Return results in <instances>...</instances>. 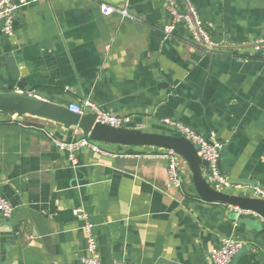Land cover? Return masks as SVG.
<instances>
[{
    "label": "crops",
    "instance_id": "obj_1",
    "mask_svg": "<svg viewBox=\"0 0 264 264\" xmlns=\"http://www.w3.org/2000/svg\"><path fill=\"white\" fill-rule=\"evenodd\" d=\"M173 1L186 12L184 0ZM186 1L214 44L264 41V0ZM11 2L18 6L12 36L0 26V91H18L15 66L31 94L55 105L88 100L146 133L179 136L163 120L213 133L221 173L240 186L220 191L264 190L261 50L208 53L181 21L165 37L163 0ZM101 4L126 5L129 17L103 16ZM53 137L82 138L74 129ZM96 145L101 153L83 148L71 161L48 130L0 117V198L12 207L0 216V264H83L77 208L92 225L99 264H207L225 237L243 243L230 264H264L263 223L199 200L187 167L175 188L160 149Z\"/></svg>",
    "mask_w": 264,
    "mask_h": 264
},
{
    "label": "built area",
    "instance_id": "obj_2",
    "mask_svg": "<svg viewBox=\"0 0 264 264\" xmlns=\"http://www.w3.org/2000/svg\"><path fill=\"white\" fill-rule=\"evenodd\" d=\"M163 2L170 17V22L162 28V33L165 37L170 36L175 29V25L181 21L197 45L202 46L208 53L214 51V47L217 45L210 40L208 34L195 17L192 7L187 3L186 0H184L186 4L185 13H180L177 11L173 0H163ZM17 8L18 6L13 5L11 0H0V26L6 36L10 37L13 34V18L14 12ZM99 11L103 16H110L113 13H116L122 18L129 17L126 5L123 8L115 9L101 4L99 5ZM255 50H261V52L264 53V46L255 47ZM67 109L68 111L78 115L85 114L86 112L94 113L96 123L112 128H127L128 124L130 123L129 117H117L110 112H104L100 110L94 103L88 100L83 101L81 105H69ZM7 120L14 119L10 118ZM163 123L174 128L179 136L189 140L195 146L197 155L202 161L207 163L208 168L205 178L214 189L220 191L222 189L228 188H240L239 185L231 183L220 171L219 159L222 145L215 139L213 133L208 137H203L192 129L176 122L163 120ZM49 138L58 150L67 154L71 161L74 159V153L83 148L88 149L93 153H101L100 149L96 145V142L90 141L86 138L74 139L71 141H61L55 139L51 134H49ZM156 156L166 161L167 173L171 185L175 188H181L182 175L187 167L186 163L172 151L161 150L156 154ZM216 186L222 187V189H219ZM248 189H253V196L255 198L264 200V190L259 187H248ZM227 209L230 212H234L237 216L243 214H252L256 216L264 225V219L251 211L242 210L238 207L232 206H227ZM11 213L12 207L10 204L6 200L0 198V216L3 218H8L10 217ZM73 213L76 219L83 222L82 230L85 234L87 256L82 257L80 261L83 264H99L96 257V245L91 232L92 225L89 223L86 213L82 209L78 208L74 209ZM242 244L243 243L241 241L231 237L222 238L220 241V246L211 250L208 258L209 262L207 264H230L231 259L241 249ZM113 264L125 263L116 262Z\"/></svg>",
    "mask_w": 264,
    "mask_h": 264
},
{
    "label": "water",
    "instance_id": "obj_3",
    "mask_svg": "<svg viewBox=\"0 0 264 264\" xmlns=\"http://www.w3.org/2000/svg\"><path fill=\"white\" fill-rule=\"evenodd\" d=\"M264 46V42L250 43L241 46H215L214 50H240ZM16 90L0 91V117L18 120L22 125L48 130L49 134L66 136L71 130H78L82 138L96 143H107L129 147H151L172 151L185 163L190 173L191 183L197 198L205 203L238 207L248 210L264 219V200L253 196V189H247L244 195L226 194L214 189L206 180L207 163L197 155L195 146L182 136L146 133L138 129L112 128L95 122L94 113L82 115L68 111L67 107L55 105L46 99L30 93L25 80V71H17ZM50 124L52 129L46 124ZM258 219V218H257ZM258 221H260L258 219ZM261 222V221H260Z\"/></svg>",
    "mask_w": 264,
    "mask_h": 264
},
{
    "label": "rangeland",
    "instance_id": "obj_4",
    "mask_svg": "<svg viewBox=\"0 0 264 264\" xmlns=\"http://www.w3.org/2000/svg\"><path fill=\"white\" fill-rule=\"evenodd\" d=\"M178 159V158H177ZM217 188H219V189H222V187H218V186H216Z\"/></svg>",
    "mask_w": 264,
    "mask_h": 264
},
{
    "label": "trees",
    "instance_id": "obj_5",
    "mask_svg": "<svg viewBox=\"0 0 264 264\" xmlns=\"http://www.w3.org/2000/svg\"><path fill=\"white\" fill-rule=\"evenodd\" d=\"M2 119H5V118H2Z\"/></svg>",
    "mask_w": 264,
    "mask_h": 264
}]
</instances>
